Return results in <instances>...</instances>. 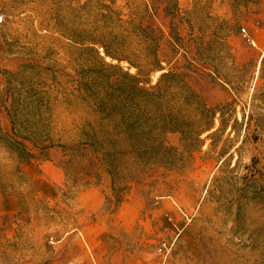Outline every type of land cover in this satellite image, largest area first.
Listing matches in <instances>:
<instances>
[{"label": "rangeland", "instance_id": "obj_1", "mask_svg": "<svg viewBox=\"0 0 264 264\" xmlns=\"http://www.w3.org/2000/svg\"><path fill=\"white\" fill-rule=\"evenodd\" d=\"M90 1L0 0V264H68L70 232L128 197L139 202L130 245L169 264H264V50L251 24L260 0H115L124 14L147 6L163 68L151 85L181 73L217 110L199 149L167 133L166 164L145 168L129 151L110 168L84 141L103 119L89 89L107 69L67 33L96 24ZM46 163L51 178L61 172L54 182L43 180Z\"/></svg>", "mask_w": 264, "mask_h": 264}, {"label": "trees", "instance_id": "obj_2", "mask_svg": "<svg viewBox=\"0 0 264 264\" xmlns=\"http://www.w3.org/2000/svg\"><path fill=\"white\" fill-rule=\"evenodd\" d=\"M91 1L96 24L85 32L67 33L74 43L88 44L99 66L107 69L98 73L101 83L94 81L89 89L95 110L103 119L89 128L84 141L102 150L110 168L126 151L144 168L166 164L167 153L172 151L164 145L167 133L184 137L190 152L199 149L203 144L200 137L214 128L217 110L205 105L181 73L164 72L151 85L150 75L163 68L158 58L159 37L148 23L147 6L141 9L136 5L124 14L115 0ZM84 9L85 5L80 7ZM107 58L117 64L106 63ZM122 62L135 69V73L124 71L119 65ZM99 86L102 89L97 91ZM35 94V98L41 99L40 91H34ZM18 111L14 99L9 110L14 131L19 127ZM11 144L24 148L22 142Z\"/></svg>", "mask_w": 264, "mask_h": 264}, {"label": "crops", "instance_id": "obj_3", "mask_svg": "<svg viewBox=\"0 0 264 264\" xmlns=\"http://www.w3.org/2000/svg\"><path fill=\"white\" fill-rule=\"evenodd\" d=\"M251 24L253 26L256 25L254 42L259 49L264 50V0H260L258 13L253 16ZM48 164H44L43 167V180L46 181L47 179L54 182V178H59L61 172L57 167L53 166L56 170V175L52 179L46 171ZM80 204L84 210L90 209L85 199H80ZM138 209L139 202H135L133 198L128 197L116 213L103 215L104 219L101 221V224H87L83 227L82 232L78 230V233L71 231L70 238L72 239V244L69 247L71 259L67 260V263L169 264L149 250L137 248V245L133 246L128 243L127 237L136 233L135 227H138L136 224L139 214ZM79 235L81 237H78ZM73 252L77 253L82 258V261L80 258H74Z\"/></svg>", "mask_w": 264, "mask_h": 264}, {"label": "built area", "instance_id": "obj_4", "mask_svg": "<svg viewBox=\"0 0 264 264\" xmlns=\"http://www.w3.org/2000/svg\"><path fill=\"white\" fill-rule=\"evenodd\" d=\"M0 22H2V17H0Z\"/></svg>", "mask_w": 264, "mask_h": 264}]
</instances>
